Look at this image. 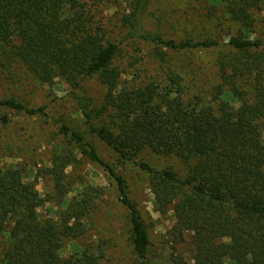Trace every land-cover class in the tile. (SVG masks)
Instances as JSON below:
<instances>
[{
	"label": "trees",
	"instance_id": "obj_1",
	"mask_svg": "<svg viewBox=\"0 0 264 264\" xmlns=\"http://www.w3.org/2000/svg\"><path fill=\"white\" fill-rule=\"evenodd\" d=\"M148 4L128 1V14L121 18L125 40L152 46V57L161 63L168 52L219 50V84L210 100L188 97L183 78L172 70L122 81L114 66L118 47L82 0H0V68L21 67L43 85L65 86L87 130L119 163L148 174L155 212L172 218L163 242L167 252L157 256L123 176L81 131L59 128L74 152L110 177L128 213L133 264H188L176 249L187 236L193 264H264V37L255 19L264 0H207L209 16L223 14L236 27L227 43L175 41L150 32L141 22ZM91 77L105 88L100 104L80 95ZM0 109L44 115L43 108L30 109L15 99L0 101ZM104 117L112 119L111 126L95 123ZM8 123L2 115L0 124ZM74 152L53 155L46 172L52 193L46 196L20 169L0 160V264H113L104 241L79 244L102 191L85 186L69 197L73 187L65 171L77 161ZM145 152L191 166L180 178L172 168L158 170L140 161ZM47 204L56 211L42 218Z\"/></svg>",
	"mask_w": 264,
	"mask_h": 264
},
{
	"label": "rangeland",
	"instance_id": "obj_2",
	"mask_svg": "<svg viewBox=\"0 0 264 264\" xmlns=\"http://www.w3.org/2000/svg\"><path fill=\"white\" fill-rule=\"evenodd\" d=\"M82 1L94 15L96 24L106 31L107 38L117 45L114 66L122 72V81L165 76L172 70L183 78L188 97L200 95L210 100L214 95V89L219 84L216 66L219 50L168 52L165 63H161L152 57V46L136 40H125L126 30L121 18L128 14L129 0ZM207 7V0H149L142 17V26L165 39L175 41L211 39L227 43L229 37L235 35L236 27L223 14L209 16ZM255 19L257 31L264 37V11L257 12ZM82 89L80 95L91 98L94 104H100L105 94V88L96 77L84 80ZM4 99H15L30 109L43 108L44 115L30 116L0 109V117L5 115L9 120L7 125L0 124L1 163L20 169L25 181L34 182L39 194L46 196L52 193V182L46 172L53 155L74 152L73 146L60 134L59 128L68 125L81 131L99 156L125 179L130 197L148 226L153 255L166 254L163 242L172 226V218L155 212L148 174L130 162L119 163L115 154L87 130L65 86L43 85L21 67L9 70L0 68V101ZM111 121V118L104 117L96 119L95 123L111 126ZM74 154L77 156L76 163L65 171L66 183L73 187L69 197L85 186L102 191L98 208L88 223L89 231L79 244L85 246L104 241L107 257L111 258L113 264H133L134 255L128 239V213L117 201L110 177L99 165L89 163L76 152ZM139 160L148 162L158 170L172 168L180 178L187 175L191 166L174 157L161 158L148 152L141 154ZM55 211L54 204H47L40 210V216L49 218ZM2 243L3 240H0V246ZM176 249L188 264H193L189 236L177 244Z\"/></svg>",
	"mask_w": 264,
	"mask_h": 264
}]
</instances>
